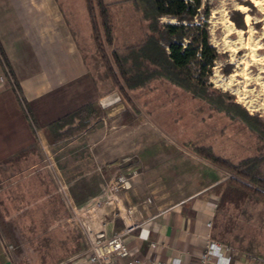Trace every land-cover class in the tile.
<instances>
[{
    "label": "rangeland",
    "instance_id": "obj_1",
    "mask_svg": "<svg viewBox=\"0 0 264 264\" xmlns=\"http://www.w3.org/2000/svg\"><path fill=\"white\" fill-rule=\"evenodd\" d=\"M103 1L114 15L112 43H105L112 65L118 71L112 57L116 55L128 74L152 67L147 58L152 48L149 36L157 34L144 16V0ZM260 2L201 0L195 26H188L187 35L194 39L207 30L216 53L207 71L198 75L200 61L190 62L189 88L162 77L132 89L120 76L127 96L106 76L79 0H49L47 9L36 10L31 27L12 2L2 3L9 9L0 7V16L7 13L14 30L12 35L5 33L3 43L17 78L32 76L37 81L46 76L47 17L59 6L78 19L70 26L72 38L56 46L75 49L68 59L83 64L82 73L72 72L70 82L34 90L37 95L27 100L36 126L34 151L15 160L18 173L13 184L4 187L8 194L0 203V233L14 264H59L90 254L97 231L116 235L174 201L207 188L214 192L211 187L234 176V170L202 156L198 148L234 166L264 157V130L246 119L249 114L264 120V0ZM234 11L241 13L244 27L232 19L233 14L241 18ZM167 22L176 19L159 17L160 24ZM1 26L5 28L3 21ZM27 67L33 68L31 76L21 73ZM8 70L3 69L0 81L13 87ZM88 102L98 108L97 118L80 132L49 143L44 122ZM9 176L6 171L2 177ZM119 177L129 181V187L113 189ZM263 220L264 200L250 193L242 201H221L214 225L224 241L246 248L261 242ZM238 252L251 261L264 259L253 249Z\"/></svg>",
    "mask_w": 264,
    "mask_h": 264
},
{
    "label": "crops",
    "instance_id": "obj_2",
    "mask_svg": "<svg viewBox=\"0 0 264 264\" xmlns=\"http://www.w3.org/2000/svg\"><path fill=\"white\" fill-rule=\"evenodd\" d=\"M6 1L12 2L14 9L19 10V13H21V16H23L24 21L27 22L26 24L29 27L32 26L33 20L36 18V10L47 9L49 2V0H47V3L44 0V2L41 0ZM3 2L5 0H0V7L2 9H9L3 7ZM79 4L81 8H83V4L85 7L84 0L83 2L79 0ZM66 9L68 10V8ZM52 15L49 14L47 17L50 32L45 37V42L49 43V48L43 54L46 56L43 68L47 74L44 77H36L37 81H34V77L31 76V72H33L32 67H27L26 71L21 70V73L26 72L31 77H24L22 75L20 78H17L15 75L12 61L10 60L11 54L3 43L5 33L8 34L10 32L12 35L14 30L12 29V23L9 21L8 14L3 13L0 16V22L3 21L5 23V28L0 27V47L6 58L4 59L0 52V75L4 73L3 69L6 71L10 69L14 83L12 87L9 82L0 81V203L3 200V196L8 194L7 188L4 187L13 184V176L17 175L19 169V160L5 162L4 160L13 157L24 149L30 148V152L34 151L35 144L33 140L36 136V126L27 112V100L31 101L37 95L34 90L49 89V87L51 88V84H65L66 82H70L75 71L82 73L83 64L75 65L68 59L69 55H73L72 53L75 49L73 50L70 46L64 48L56 46L57 42L62 41L63 43L70 37L72 38L70 26L75 25V20L78 18L73 13L71 14V12H65L60 6L55 12L53 11ZM87 25L90 28L89 20ZM6 63H8L9 67ZM72 72L73 74H71ZM21 92L25 95L23 98H20ZM83 104L85 103L79 106ZM53 120L46 121L43 124L46 126ZM45 126L42 128V131ZM31 154H28L24 159H27ZM23 164L26 166L25 169H29L28 164ZM6 171L10 174L9 178L2 177ZM28 182H30V179ZM27 191L29 192V189ZM0 206L2 207L1 204ZM217 209L218 195L207 188L174 201L164 208L128 224L121 232L122 239L129 251L127 264L169 263L172 258H179L181 264H199L200 255L205 250L210 238L227 243L216 233L214 217ZM3 211L8 215V209L6 212L3 208ZM1 214L0 210V217H3ZM262 223L264 224V220ZM228 244L231 245V250L221 249L219 255H211L210 262L207 264H213L214 262H218V264H262L261 262L248 260L238 250L253 249L264 254V234L261 242L250 244L246 248ZM88 256L89 254H84L74 259H65L60 261L59 264H90ZM0 264H14L6 252L1 233Z\"/></svg>",
    "mask_w": 264,
    "mask_h": 264
},
{
    "label": "trees",
    "instance_id": "obj_3",
    "mask_svg": "<svg viewBox=\"0 0 264 264\" xmlns=\"http://www.w3.org/2000/svg\"><path fill=\"white\" fill-rule=\"evenodd\" d=\"M84 2L90 24V35L105 74L112 85L117 86L124 95L126 92L120 76L132 89L145 85L153 78L162 77L176 86L189 88L192 86V81L187 70L188 64L197 58L200 61L198 67L200 74L198 75L201 76L205 70L207 71V65L215 58L216 53L209 44L206 29H202L199 36L194 39L187 35L188 26H195L194 15L201 5V0H144V16L150 21L153 33L157 34V36L153 34L149 36L152 48L148 49L147 58L152 67H147L140 73L128 74V70L123 67L118 57L113 55L117 71L110 62L105 49V43H112L114 29V15L110 5L103 0H84ZM234 12L241 18L239 20L233 14L232 19L237 26L244 27L245 23L241 13ZM163 15L174 17L176 22L160 24L159 17ZM0 52L6 59L1 47ZM6 64L8 66V63ZM228 71L229 69L225 70V72ZM98 114L99 110L94 103H85L48 123L44 128L45 137L49 143H56L86 128L93 119L97 118ZM246 119L253 120L261 130H264V120L249 114ZM30 151V148L24 149L4 162L16 160ZM198 152L214 163L230 166L234 170V176L211 187L218 195V204L225 200L242 201L250 193L264 200V172L261 170L264 157L262 159L253 157L234 166L203 148H198Z\"/></svg>",
    "mask_w": 264,
    "mask_h": 264
},
{
    "label": "built area",
    "instance_id": "obj_4",
    "mask_svg": "<svg viewBox=\"0 0 264 264\" xmlns=\"http://www.w3.org/2000/svg\"><path fill=\"white\" fill-rule=\"evenodd\" d=\"M120 187H129V181L124 177H119L117 184L112 188L117 190ZM221 249L231 250L232 247L228 243L210 238L205 250L200 255L199 264L209 263L211 255H219ZM128 256L129 251L122 239V233L109 237H106L103 231L95 233V241L91 245V252L88 258L90 264H127ZM261 262L264 264V259H261ZM159 264H181V261L179 258H172L169 263ZM213 264H218V262Z\"/></svg>",
    "mask_w": 264,
    "mask_h": 264
},
{
    "label": "bare ground",
    "instance_id": "obj_5",
    "mask_svg": "<svg viewBox=\"0 0 264 264\" xmlns=\"http://www.w3.org/2000/svg\"><path fill=\"white\" fill-rule=\"evenodd\" d=\"M254 1V3L255 4H259V3H261L260 2V0H253ZM239 7L241 8V9H244V8H246V6H244V5H239ZM261 10V9H260ZM249 15H247V17H248ZM247 22V21H246ZM259 48V47H258ZM261 48V47H260ZM254 57V56H253Z\"/></svg>",
    "mask_w": 264,
    "mask_h": 264
}]
</instances>
